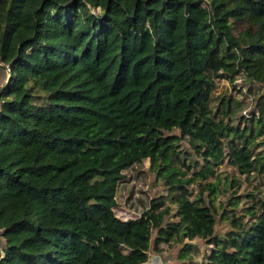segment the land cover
Here are the masks:
<instances>
[{
	"label": "trees",
	"instance_id": "obj_1",
	"mask_svg": "<svg viewBox=\"0 0 264 264\" xmlns=\"http://www.w3.org/2000/svg\"><path fill=\"white\" fill-rule=\"evenodd\" d=\"M235 21L249 24L247 44ZM0 63L11 70L0 89V264H144L152 243L197 237L214 245L204 264H264V207L244 221L237 203H216L236 175L208 180L225 159L264 173V151L251 150L264 93L237 124L231 96L210 105L216 79L264 86V0H0ZM181 152L200 168L191 178L174 164L192 169ZM145 159L178 192L177 211L160 196L121 219L118 183Z\"/></svg>",
	"mask_w": 264,
	"mask_h": 264
},
{
	"label": "rangeland",
	"instance_id": "obj_2",
	"mask_svg": "<svg viewBox=\"0 0 264 264\" xmlns=\"http://www.w3.org/2000/svg\"><path fill=\"white\" fill-rule=\"evenodd\" d=\"M99 11V9H97ZM233 32L240 36L245 44H247L251 28L246 21H235L233 25ZM10 70L0 63V89L8 82L10 78ZM251 89V90H250ZM264 93V86L260 83H251L244 80L243 74H238L235 80L227 78L216 79V86L212 91L210 105L215 111L221 106V98L232 97L234 111L231 114V121L235 124L239 123L241 115H248L251 118L253 113L258 114L259 111L255 107V97ZM219 118V116H218ZM229 122V116L224 117ZM248 134L253 136L251 130V121L248 122ZM246 122H243L242 128L245 127ZM264 134L257 136L254 141H251V150L254 153L264 151ZM184 149L188 151L187 143H183ZM183 159L190 164L191 168L184 166L182 161H175V165L181 167L186 174L184 178H191L195 170L200 169L195 165L191 158H187L185 153H180ZM215 171L208 177L209 181L216 182L217 176L220 175L225 181L226 175L234 174L239 180V186L230 188L229 192L219 194L216 203L225 204L237 203L234 213L241 217L244 221H253L249 211L260 212L264 205V173L252 172L250 175H243L239 173L228 161L225 159L222 164L214 167ZM125 178L120 180L117 186L116 199L117 206L114 208L115 214L121 219H132L141 216L142 212L148 209L153 198L163 196L166 204L172 208L173 213L177 211V204L174 202V195L178 192L165 184L162 178H158L157 174L151 170L150 159H145L141 163H136L133 166L123 171ZM199 180H191V199L199 191ZM223 187V185H222ZM226 207L231 208L229 203ZM172 219L179 220L173 217ZM228 222L222 221L217 225L219 233H225L228 230ZM155 233L152 237L153 241ZM5 242L4 237L0 231V248ZM190 246V251L186 258H181V252L184 247ZM161 251H156L153 247L149 251V260L144 264H204L207 256L214 250V245H207L201 238L197 237L193 240L185 238L182 242L176 239L171 242H162L159 245ZM126 251V249H124Z\"/></svg>",
	"mask_w": 264,
	"mask_h": 264
},
{
	"label": "water",
	"instance_id": "obj_3",
	"mask_svg": "<svg viewBox=\"0 0 264 264\" xmlns=\"http://www.w3.org/2000/svg\"><path fill=\"white\" fill-rule=\"evenodd\" d=\"M7 69H9L10 70V68H9V66L8 65H6L5 66ZM10 72H11V70H10ZM10 77H11V73H10ZM8 81H10V78H9V80Z\"/></svg>",
	"mask_w": 264,
	"mask_h": 264
}]
</instances>
